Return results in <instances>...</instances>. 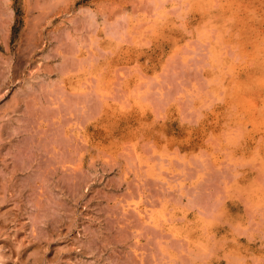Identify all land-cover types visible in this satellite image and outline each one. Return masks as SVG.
I'll list each match as a JSON object with an SVG mask.
<instances>
[{
  "label": "rangeland",
  "instance_id": "obj_1",
  "mask_svg": "<svg viewBox=\"0 0 264 264\" xmlns=\"http://www.w3.org/2000/svg\"><path fill=\"white\" fill-rule=\"evenodd\" d=\"M0 264H264V0H0Z\"/></svg>",
  "mask_w": 264,
  "mask_h": 264
}]
</instances>
